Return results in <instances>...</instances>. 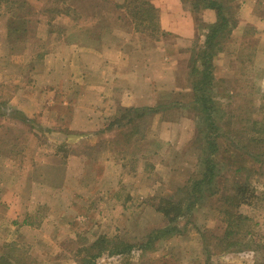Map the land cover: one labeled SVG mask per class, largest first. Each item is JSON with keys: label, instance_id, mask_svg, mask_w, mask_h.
I'll use <instances>...</instances> for the list:
<instances>
[{"label": "rangeland", "instance_id": "374dc122", "mask_svg": "<svg viewBox=\"0 0 264 264\" xmlns=\"http://www.w3.org/2000/svg\"><path fill=\"white\" fill-rule=\"evenodd\" d=\"M206 1L0 0V264H264V0Z\"/></svg>", "mask_w": 264, "mask_h": 264}, {"label": "trees", "instance_id": "16d2710c", "mask_svg": "<svg viewBox=\"0 0 264 264\" xmlns=\"http://www.w3.org/2000/svg\"><path fill=\"white\" fill-rule=\"evenodd\" d=\"M138 3L140 4L142 7H146L150 10H155L154 7L146 0H128L127 1V7L131 6V3ZM197 4V3H196ZM125 5V6H126ZM209 6L212 7L216 10L217 12V21L212 24V25H207L209 27H212V32L210 33V35L207 36V40L208 44L212 43V38L215 36L216 32L220 29H222L223 27H225L227 25V19L225 17L222 16V14L220 13L221 10V5L219 3H217L216 1L213 0H207L206 4H204L203 6ZM136 9V8H135ZM140 11H145V9H141ZM143 16V13L141 14L140 18ZM142 19H146V18H142ZM210 49L212 48L211 45L209 46ZM207 49V52L205 53V57H204V63H207L208 65H211V63L209 64L208 59H211L214 55V52L211 50ZM205 74V73H204ZM208 74L204 75V77H207ZM208 144L211 146V153H213L216 149L215 143L211 141L210 137L207 138ZM206 162L208 163L205 168L208 169V173L205 172V175L200 179L194 182V184L190 187V191H188L190 194H192L190 201H188L186 207H180L181 205L177 204V205H171L168 202H166V204H162L163 207H157L158 211H160L161 213H163L166 216H169L170 212L173 211L175 215H180L182 212V210L188 211L190 210L192 207H194L195 204V194L198 195V192L200 191L199 189V184H201L203 181H206L207 183H211L213 181V179L216 177L214 171L210 170L209 168H212L215 164L214 162L211 160V158H209V156L206 157ZM169 234L170 231L169 230H164L162 234ZM105 237H99L96 241H94V243L92 245L89 246V248H96L99 251H103L104 249V245L103 243L105 242ZM119 246L115 247L114 249H111L112 252L115 253H123L124 248H131V246H125L122 244V248H118ZM99 254V253H97ZM97 254H95L94 256H96ZM4 261L9 264L5 259ZM87 264H92L91 262H88Z\"/></svg>", "mask_w": 264, "mask_h": 264}, {"label": "crops", "instance_id": "0c3cea01", "mask_svg": "<svg viewBox=\"0 0 264 264\" xmlns=\"http://www.w3.org/2000/svg\"><path fill=\"white\" fill-rule=\"evenodd\" d=\"M111 3L115 4L119 9H127V1L128 0H108ZM148 1L154 9L158 12V26H160L161 30L169 31V32H176L177 27L185 25V21H183V16L180 14L177 15L180 9L185 8L184 0H146ZM241 4V1H240ZM126 5V6H125ZM247 5V4H246ZM244 4V10L242 15L239 16L237 20L236 29H241L249 24H254L252 19L247 20L245 18V13L248 16H251L253 12V8H247ZM191 7V6H190ZM197 12L200 13L199 15L202 16V22L207 25H212L217 21V12L214 8L209 6H199L197 8ZM248 13V14H247ZM205 16H210V19L205 18ZM252 22V23H250ZM255 56L262 57L263 53L260 52L255 54Z\"/></svg>", "mask_w": 264, "mask_h": 264}]
</instances>
